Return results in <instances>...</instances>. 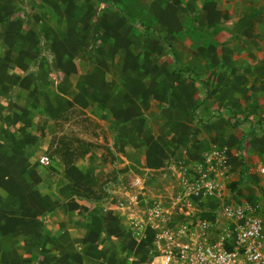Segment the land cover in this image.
I'll list each match as a JSON object with an SVG mask.
<instances>
[{"label":"crops","instance_id":"obj_1","mask_svg":"<svg viewBox=\"0 0 264 264\" xmlns=\"http://www.w3.org/2000/svg\"><path fill=\"white\" fill-rule=\"evenodd\" d=\"M181 1L178 6L171 2L164 9L156 3V31L181 30L179 14L184 11L193 18L201 14L199 22H193V29L201 27L203 34L207 30L211 40L220 42L221 49L217 52L224 54L227 67L233 63L245 69L227 74H234L233 78L239 80H264V0ZM115 12L124 22L126 12L113 9L103 14L96 25L100 33L97 41L107 43L106 55H93L87 62L68 57L64 61L68 71L54 72V62L45 56L19 61L16 55L3 54V33H0V89L4 85L2 80H6L5 86L17 96L18 91L44 74L55 78L62 73L60 87L43 84L44 91L52 95L50 100L62 105L51 115L52 108L43 99L38 112L48 119L44 122L47 128L42 142L49 146L51 131H54L67 144L80 142L91 146L84 155L74 153L68 164L53 157L52 166L46 167L38 163L35 149H38L39 135L34 132L32 121L0 119V192L3 194L9 188L10 193L0 199V256L5 248L1 242L12 241L9 254L16 264H148L147 247L142 248L140 243L132 245L130 214L126 207L130 183L124 184L127 178L132 180L138 169L142 177L151 171H165L173 177L172 170L178 161L198 158L218 142L230 146L231 158L235 160V144L220 131H211L212 125L207 124L212 120L215 103L197 88H187L181 95L178 89L168 94L170 82L153 74L148 65L158 66L165 58L169 61V56L165 52L151 55L148 50L141 55L140 48L148 40V29L141 22L115 24ZM9 26L1 22L0 32H7ZM171 40L172 45L179 47L177 35L172 34ZM187 40L189 55L198 59L203 60L208 49L216 48L213 44L208 48L191 47V39ZM132 48L140 49L138 55H130ZM135 61L139 63L136 70L130 69ZM84 69L94 71L90 78ZM227 74L220 79L230 78ZM64 78L67 81L63 83ZM212 78L211 74L205 77ZM88 79L94 80L89 90ZM34 85L38 91L40 85ZM90 90L95 93L91 98L88 97ZM39 92L34 96L40 97ZM96 94L98 97L94 98ZM81 95L86 97L83 102ZM179 95L186 103L185 110L189 108L197 114V121L193 119L184 125L175 121L173 112L179 111ZM221 106L216 115H220L222 123H230L228 118L233 111H224ZM22 107L35 113L33 108ZM195 128L197 133L189 136ZM180 141H184L180 148L185 147L174 155L172 152ZM27 143L35 147L24 146ZM74 150L72 147L70 152ZM43 156L48 157L44 154L40 159ZM8 159H11L10 165L1 162ZM102 176L109 179L105 188L102 186L104 193L100 196L96 183ZM7 177H11V183L5 180ZM22 177L25 183L19 184ZM20 192H27L25 199ZM19 240L26 241L29 248L26 260H19V255L25 254L18 249ZM132 255L137 261L129 263L127 258Z\"/></svg>","mask_w":264,"mask_h":264},{"label":"rangeland","instance_id":"obj_2","mask_svg":"<svg viewBox=\"0 0 264 264\" xmlns=\"http://www.w3.org/2000/svg\"><path fill=\"white\" fill-rule=\"evenodd\" d=\"M171 2L178 6L182 1L0 0V23L10 24L7 32H0L3 33V37L1 38L3 43V54L16 55L15 57L19 59V61H23L24 59H29L34 56H45L46 58H50L52 63L54 62V67H52V69L54 68V72H62V70L66 69L64 61L68 57H76L77 59L87 62L93 55H106L107 43L103 40L100 42L97 41V36H99L100 33L96 30V25H98L102 20V15H107V11L109 10L119 9L121 12H126V15L128 14V16H125L126 18L124 17V22L120 21L121 15L118 12H115V24L124 23L126 25H134L141 22L142 25L148 29V40L145 45L140 48L141 55L144 54V50H148L151 52V55L160 53L163 54L162 52H165V54L169 56V61L165 58L162 62H158V66L156 63L148 65L150 66L149 69L153 72V74H157L159 77L165 78L167 82H170L167 87L168 94L174 93L175 90L178 89L181 95L182 93H185L187 88H197L200 92L205 94L206 99L207 97H210L211 101L215 103V108L212 107V120L207 124L210 123V125H212L210 128L211 131H220L221 135L229 137L230 141L235 144V160H232L231 158L230 146L225 143L218 142L217 144H212L213 146L211 149L217 147L227 150L231 166L234 171L235 181L233 183H237L240 180L242 185L239 187L242 188L246 185L245 188H242L239 192V195L262 193L263 190L259 186V176L254 174V170L259 165L264 164V130L261 128L262 124H264V80H239L233 78L234 74L233 76H230L231 74H227L243 72L245 69L242 68L241 64L233 63H229L227 67L225 62H223L225 60L224 54L220 55L221 53L217 52L221 49L220 42L217 41V43L211 40L209 37L210 32L207 30L206 33L203 34L201 27L193 29V22H199L201 14L193 18L184 11L183 14H179L181 24L183 25L181 30H173L172 32L169 30L156 31L158 17L155 15L154 6L158 4L159 8L162 7V9H164L166 6L171 5ZM165 21L167 23L170 22L169 14L165 17ZM17 31H19V36L16 37L15 34H17ZM172 34L179 37V47L172 45ZM189 38L192 42L191 47L208 48L209 44H213L216 47V50L208 49L203 60L201 57L198 59V57L193 54L189 55L187 51L186 45L188 42L187 39ZM155 42H158V44H155ZM118 44H122V42L119 41ZM140 49L132 48L130 55H138L137 50ZM214 50L216 53H214ZM137 64L139 63L135 61V63L130 65V69L136 70ZM66 71L68 70L66 69ZM84 71H87L89 78L92 73H94L92 69L91 71L90 69H84ZM209 74H211L214 78L205 79L206 75ZM226 74L228 75L227 77L230 78L220 79V76L225 77ZM57 75L53 78L52 74H44L42 78L40 77V79L28 83L24 89L20 92L18 91V93H16L17 96L14 95L15 91L13 92V96L10 88L5 86V83L7 82L6 80H2L4 85H2V88L0 89V106L2 107V110L0 111V119L4 121L8 119L32 121L33 130L39 135L37 136L39 141L36 143L38 144V149H35L36 156H38V163L42 165L40 162L41 155H48L50 164L46 167L52 166L51 159L53 157H59V162L62 164H68L67 162L70 161V158L74 153L77 156L84 155L91 147L88 144L80 142L76 144H67L68 142L66 143L62 140V138H59L62 136L54 134V131H51L52 141L49 146L45 142H42L44 141V137L46 135L45 131L47 128H44V122L48 119H46L41 112H38V109H41L43 104V99L45 98L47 101V103L44 104H49V107L52 108L51 115L54 113L56 114V110H58L59 105H62V103L59 104V102L50 100L52 95L50 96L49 92L44 91L45 89L43 88V84L49 83L50 86L60 87L62 84V73L61 75ZM63 80V83L67 81L65 78ZM88 80H90V83L88 84L89 90L91 85H93L92 82H94V80ZM34 84L40 85L38 89V91H41V93L39 92L41 95L40 97L34 96L35 94H38V91L35 89L36 85ZM92 92L90 90L89 93L91 94L88 95L89 98H91V95L95 94ZM180 95L179 111L177 110V112H173L175 121H181L180 124L182 125L188 124L193 119L197 121V114H193L192 110L189 108H186L185 110L186 103L181 100L182 96ZM97 97L98 95L96 94L94 98ZM84 98H86L84 95L80 96L82 102ZM220 105L228 107L234 112L235 116L233 123H222L223 120L219 119L220 115H216V113L218 114V106ZM22 106L33 108L34 110H32L35 111V113L32 114L31 112L24 110ZM215 109H217V111ZM77 116L79 117V115ZM60 119L62 120V113ZM196 133L197 128L191 129L189 136ZM183 142L184 141H180L176 144L172 152L174 155L180 150H183L185 146L180 148V146L183 145ZM24 146H27L28 148L35 147L30 143H27ZM72 147L75 148L74 152H70ZM3 155L4 152H2L1 156ZM1 162H5L10 165L11 159L3 160ZM251 170H253V173L250 172ZM141 172L142 171L139 169L136 170V176H141ZM136 176H133L132 180ZM144 177L147 180L146 186L148 187L147 194H149V196H169L176 194L177 182L174 177H172L171 173L165 174V171H151ZM236 178L239 180L236 181ZM108 179V176L98 177L96 188L98 189L97 192L100 196L104 193L102 186L105 188ZM5 180L11 183V177H7ZM14 180L13 182L17 183ZM20 180L19 184L25 183V179H23V177L22 179L20 178ZM132 180H129L128 177L124 182L125 185L130 183L129 188L127 189L128 191L131 190ZM230 188L232 187L230 186ZM8 190L6 189L3 194L0 192V199L7 197L6 194H10ZM26 193L27 192H20L19 195L24 198ZM8 215L10 217V213ZM7 221L9 222L8 218ZM131 239L133 247L137 246L139 242L134 240L133 237ZM11 242L12 241L8 240L1 242L5 248L4 254L0 256V264H12V262L13 264H16L15 258L9 254V251L11 250ZM19 244L20 246L18 249H20L21 252H25V254L19 255V260H26V251L29 249L27 243L26 241L19 240ZM140 245H142V248L146 246L147 251L149 250V246L145 243L140 242ZM146 257L148 264H151V256L147 255ZM19 264H21V262H19Z\"/></svg>","mask_w":264,"mask_h":264},{"label":"built area","instance_id":"obj_3","mask_svg":"<svg viewBox=\"0 0 264 264\" xmlns=\"http://www.w3.org/2000/svg\"><path fill=\"white\" fill-rule=\"evenodd\" d=\"M172 172L176 194L149 196L136 176L127 196L132 237L149 246L152 264H264V164L254 170L263 192L242 195L230 188L226 149L178 161Z\"/></svg>","mask_w":264,"mask_h":264},{"label":"trees","instance_id":"obj_4","mask_svg":"<svg viewBox=\"0 0 264 264\" xmlns=\"http://www.w3.org/2000/svg\"><path fill=\"white\" fill-rule=\"evenodd\" d=\"M127 16H128V14H127ZM221 108H222V110H224V111H229L230 112V109L229 108H227V107H225V106H221ZM234 113L233 112H231V115H230V117L228 118V120H229V122L230 123H233V119H234V115H233ZM263 130H264V124H262V127H261ZM242 179V178H241ZM240 185H242L241 184V181L239 180L237 183L235 182V183H233L232 185H231V187H232V189L234 190L235 188H237V187H239Z\"/></svg>","mask_w":264,"mask_h":264}]
</instances>
